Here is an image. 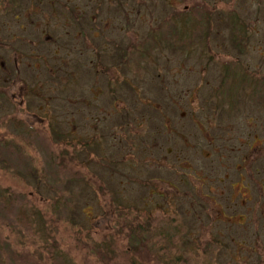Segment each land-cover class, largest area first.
<instances>
[{"label": "rangeland", "instance_id": "374dc122", "mask_svg": "<svg viewBox=\"0 0 264 264\" xmlns=\"http://www.w3.org/2000/svg\"><path fill=\"white\" fill-rule=\"evenodd\" d=\"M120 3L133 11L120 13L102 0H0L1 264H264V209L256 205L247 213L259 200L264 204L259 188H250L254 203L242 206L243 198L234 206L232 176L223 190L218 181L225 171L203 159L214 155L209 141L220 132L204 125L214 122L229 132L230 123L253 148L254 167L263 166L257 158L264 162V94L248 95V85L222 80L245 70L264 87V0ZM204 11L212 17L205 39ZM175 17L181 18L176 30L169 22ZM230 19L251 31L244 53L229 42ZM191 44L213 55L187 59ZM118 47L126 49L125 60ZM184 60L202 67L183 66ZM114 65L126 80L119 82L116 102L102 75ZM212 96L225 111L208 102ZM53 127L70 131L67 141L80 144L67 154L49 135ZM186 163L200 180L185 177ZM196 172L187 176L194 180ZM58 199L73 203L74 227L63 206L58 223L51 222ZM25 209L47 219L59 243L56 255L32 233L35 219L27 216L24 223ZM134 229L152 234L149 249L136 252L125 240ZM185 234L195 243L183 251ZM103 244L114 247L100 260L91 249Z\"/></svg>", "mask_w": 264, "mask_h": 264}, {"label": "trees", "instance_id": "16d2710c", "mask_svg": "<svg viewBox=\"0 0 264 264\" xmlns=\"http://www.w3.org/2000/svg\"><path fill=\"white\" fill-rule=\"evenodd\" d=\"M79 5H81V4H79ZM126 7H130V6H128L127 4H121L120 13H124V10L123 9H125ZM133 9H130V11H133ZM209 15H210V13L209 12L207 13L206 11H204L202 14H200V16L202 17V18L200 17L201 20L207 22L206 24H204L205 34L203 33V35H202V36H204V39L209 34L208 32H209L210 25H211L210 22H209V20L212 17L209 16ZM233 16L235 17V19L238 18V16L235 15L234 13H233ZM123 17H124V15H123ZM180 20H181L180 17H175L173 20L169 21L171 24H173L174 30H176L175 28L177 27L178 22H180ZM230 21L233 22V24H232V26L229 29V32H230V34H229V42H232L233 43V46L239 52L241 51L242 53H244L248 49V47H251L252 46V45L251 46H248L247 45V44H250L249 38L251 37V31L248 28H246L245 24H241L240 25L239 24V20H232V19H230ZM192 28H194V27H192ZM178 35H179L180 38L181 37H184V39L187 37L186 35H183V34L177 32V36ZM189 36H190V34H188V38L190 39ZM163 44H167V43L163 42ZM117 49H118V52H119L118 55H117L118 58L125 60L126 58L124 57V54H125L126 49H123L124 50L123 53H121L122 51H121V48L120 47H118ZM174 49H178V47H176ZM127 52H129V49L128 48H127ZM185 53H186L187 59L192 58L193 56L194 57H197L198 56L197 53H199L200 55H203V54H208L209 56L210 55L211 56L213 55L211 53L209 54L205 50V48L199 47V46H194L193 44L189 45L188 48H186V52ZM96 57L97 58H101L100 52H96ZM200 59H201L200 57L199 58L197 57V60L198 61ZM127 60L129 61V62H127V65H129L130 62H131V64L133 63V61H131L132 59L129 58ZM184 61H186V62H182V65L183 66H191V65H193V66H196V67L197 66H200L199 64L201 62L200 61V62L191 63L190 61L188 62V60H184ZM124 63H125V61H124ZM207 63H209V62H207ZM116 66L117 65H114L112 68L104 69V71L102 72V75L103 76H106L107 77V80H109V81H107V84H108L107 87L109 89L108 91H110V94L112 96H114L113 97V101H115V102L119 100V99H116L115 100V93L117 92V89L119 88V85H120L119 82H123V81L125 82L126 81L123 77H122L123 80L120 79L121 78L120 70L117 69ZM200 67H202V66H200ZM208 70L209 69H205V68H204V70H201L200 69L201 72H206ZM229 70L230 69H228V72H230ZM244 71L245 70H243V72H242L243 75H241V76H240L239 72H232L231 74H233L235 76V78H233V79L231 78L230 75H227L228 77L230 76V79L227 78L226 79V82L231 80L232 82L234 81L237 85H240V86H244V84L245 85H248L250 87V90H251V92H249L248 95L255 94V93L264 94V87H262L259 83H257V80H256L257 78L255 76L253 77L252 75H250L251 73H248V72L247 73H244ZM109 77H110V79H108ZM94 95L96 96L97 94L94 93ZM233 97L231 96V98H233ZM208 102H210L211 104H213L215 109H218V110L222 109V107H220V106L223 103L220 102V101H217L216 96H212L210 99H208ZM204 108L206 109L207 107H204ZM222 110L225 111V109H222ZM227 110H228L227 113H229V114H231L233 112L232 109H230V108L227 109ZM238 112H240V111L238 110ZM227 113H224V114H227ZM213 123H209L208 125H204V124L203 125H204V127H208L211 130L214 127L220 130V132L218 134H216V139H220V138L224 137L226 135L227 131H225V129L223 128V126L221 128H219L218 126H216V124L213 125ZM229 124L227 123V126L230 129ZM212 125H213V127L211 128ZM196 126L199 129V127L202 126V125L196 122ZM197 131L200 134V136H202L204 134V130L202 132H200V130H197ZM48 133H49V135L51 137H54V138L56 137L57 139H59V142L61 144H63V146H65L67 148V151H68L67 154H69V152H70L69 146L71 148L73 147V149H75L74 148L75 145H79L80 144V143L71 144L70 142L67 141L68 140V137H70V131L69 132H66V133L65 132L63 133L60 129H56L55 127H53V129H50L49 128V132ZM209 135H210V133L205 132V136L206 137L209 136ZM185 141L183 143L184 144V147L186 146L187 148L191 149V146H188L187 145V144H189V142L188 141L185 142ZM87 142H91V141H87ZM91 144L92 143H90V144L88 143L87 145L89 146ZM183 153L186 154L185 151H183ZM50 157L51 158H54L53 156H50ZM62 157H63L62 160L64 159L63 161H66L65 155L62 154ZM68 163H70L69 166L73 168L75 162L68 160L67 163H66V165ZM185 165H186V170L190 169V168L187 167V163ZM63 168L62 169L65 170V168H67V167L66 166H63ZM209 172H212V171H209ZM215 172H218V171H215ZM187 174L190 175V174H192V172L187 171ZM187 174H186L185 177H187V179H190L191 181L200 180L199 177L197 176L198 173L196 175L197 177L194 180L191 177L187 176ZM175 175H177V174H175ZM32 177H33V179L36 182H39L41 180L39 178L38 173L36 174V170H34V172L32 173ZM161 183H163V182H161ZM163 184H166V183H163ZM167 186H168L169 189H173L175 187V185H172L170 183L167 184ZM200 188H202V187L200 186ZM230 191H231V187H230ZM198 197L203 198L200 195ZM258 197L260 198L259 195H258ZM64 202H65L64 200L58 199L56 201V203L52 205L54 211H56L57 217H53V219H52L51 222L58 223L57 218H59V216L62 214V212L64 210V213L67 214L66 217L69 216L67 220H66V217H65L66 223H68V224L70 223L71 225H73L72 227H74V224H73L74 221L73 220L75 219L74 217H76V211L72 207L73 203H70L69 201H67L65 203ZM62 206H63V210L61 208ZM28 212H30V213H28ZM21 215H22L21 218L25 219V221H24L25 224H26V222H28L26 220V219H28L27 216H29V217L31 216V217H33L35 219L34 222H37L38 223V226L36 227L35 231L32 232V233H34L35 235H37L38 238H39V241L41 243H43L42 246H41V248L44 251H46L47 253H50L52 256L53 255H56V253H54V251L59 250V248H57L58 245H59V243H57L56 240L54 239L55 238V234L53 235L54 232H53L52 228L49 226V224L47 222V219L45 220V218L43 217V214H41L39 211H36V210L35 211L34 210L33 211H29L28 209H25L24 211L21 212ZM77 225H80L82 227L85 226V225H82L81 223H78ZM28 229L29 230L32 229V226H29ZM77 231L78 232L79 231H82V229L79 228ZM50 239H52V240L54 239V240L51 242V241H49ZM125 240H128L130 245H132V246L134 245L133 250H135L136 252H138L139 249H144V248L149 249L150 248L149 247V244H151L153 238H152V234L149 231H143L142 232V231H139L138 229H134L131 232V234ZM183 242H184V244H183V247L182 248L184 249L183 251H185L188 245H192L193 244L194 239L193 238L191 239V237H190L189 234H187V235L185 234V240H183ZM89 243H90V241H85V243H84L85 244V247H87L88 249L91 248V246H89ZM113 247L114 246L108 247L106 244H103V245H101V247L94 246V247H92L91 250L93 252H95V255H97V257L101 260V259H104L105 257L111 255ZM52 258L53 259H56L55 257H52ZM0 264H1V259H0Z\"/></svg>", "mask_w": 264, "mask_h": 264}, {"label": "flooded vegetation", "instance_id": "af4514ba", "mask_svg": "<svg viewBox=\"0 0 264 264\" xmlns=\"http://www.w3.org/2000/svg\"><path fill=\"white\" fill-rule=\"evenodd\" d=\"M113 0H102V4H109L110 6H118L119 8L120 0L118 3V0H114L113 4H111ZM118 3V4H116ZM116 4V5H115ZM129 9H133L132 6H130ZM252 41H250V44H247L248 46H251ZM227 78H225L222 81H226ZM200 132L203 130L201 127H199ZM233 128L230 127L229 132L226 133V135L220 139H215L216 140H211L209 141V146L214 150V155H207L205 154L204 159L207 161H210V163H217L218 168L221 170L225 171V178L219 179V183L221 184L223 188V184L225 181H229L230 176H232V182L230 181L229 186L231 187V195L229 197V201H232L234 206L238 204V201L243 198H247V200L241 202L242 206H247L249 203H254L249 196L252 194L250 191V188L252 185H255L259 188L257 189L258 195L263 197L264 201V162L263 158L259 157L257 158L258 161L261 163L263 166H257L254 167L256 164V161H253L251 159V151L252 147L248 143L247 140L244 138H241L238 136L235 131H232ZM255 144V140L252 142V145ZM190 145V144H189ZM245 148H247L246 153H241V151H244ZM217 153V155H215ZM238 160L233 167L231 168V165ZM189 172H196L193 170L192 167L188 169ZM198 173V172H196ZM198 177L201 176V173L197 175ZM194 182V181H193ZM163 183L169 184L167 181L163 180ZM205 184V183H204ZM201 186V185H200ZM174 187V186H173ZM176 188V186H175ZM202 190V188H200ZM199 189V190H200ZM176 190V189H175ZM223 190H225L223 188ZM203 197V195H201ZM222 197V196H221ZM208 198V197H206ZM216 200V198H213V201ZM257 205L258 208L264 209V204L262 202H257L255 205H252L251 207H247V213L251 214L253 207ZM244 214V215H247ZM219 214L223 217H225L227 214L221 213L219 211Z\"/></svg>", "mask_w": 264, "mask_h": 264}]
</instances>
